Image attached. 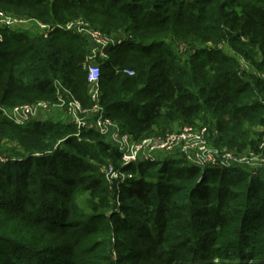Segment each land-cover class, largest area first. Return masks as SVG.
I'll return each mask as SVG.
<instances>
[{
  "label": "trees",
  "instance_id": "1",
  "mask_svg": "<svg viewBox=\"0 0 264 264\" xmlns=\"http://www.w3.org/2000/svg\"><path fill=\"white\" fill-rule=\"evenodd\" d=\"M120 1L106 4V0H101L97 4V0H0L24 8L35 7L36 15L51 25L64 24L77 14H95L101 16L99 22L116 23L133 36L138 33L135 36L141 40H149L144 36L173 26H180L183 31L201 28L211 34L205 24L212 17L207 7L213 5V0H123L118 7ZM229 1L220 3V11ZM222 15L258 48L264 59V9L238 1ZM2 33L0 105L10 108L15 102L28 99H54L55 82L88 104L83 63L91 44L84 35L58 28L46 37L41 32L31 34L8 28ZM153 42L137 47L130 41L106 50L116 54L107 56L101 65L100 100L106 114L135 140L147 137L154 128L161 127L159 130L163 131L170 123L195 125L194 120L200 119L202 113L226 114L224 134L219 133L218 125L208 126L218 131L213 145L221 147L218 140L223 137L230 145L238 144L242 119L252 120L249 113L254 107L240 106L239 90L233 88L224 69L226 58H201L196 52L182 60L163 43L152 46ZM125 68L131 69L133 75L124 74ZM0 115V133L16 134L22 142L29 138L43 140L49 154L60 152L62 157L82 158L81 161L92 156L90 143L84 138L77 140L72 124L41 129L43 124L35 128L30 126L31 121L16 125ZM81 135L96 139L97 146L112 153L119 163L118 151L99 134L84 131ZM63 137L56 147L57 140ZM22 145L25 150H32L25 143ZM67 150L71 155L66 154ZM0 155H5L1 143ZM33 158L36 162L32 166ZM177 158L161 155L155 162L128 166L133 178L121 186L118 207L110 215H102L98 222L95 220L99 211L109 209L110 202L104 177L92 164L84 163L72 173H59L68 167H58L60 162L56 161L50 167L39 156H26L29 162L23 166L19 165L21 159L2 162L0 217L6 221L0 224V244L16 247L2 264H87L72 252L64 253L67 259L58 261L55 254L59 253V246L49 242L53 235L74 234L71 228L75 226L79 230L78 242L83 238L94 241L107 230L125 237L118 240L122 248L139 242L141 254L130 258L147 264H215L217 255L228 260L220 264H246L248 260H252L250 264H264V194L258 193L264 190V181H260L264 173L252 175L239 165L218 169L185 162V168L175 169ZM12 166L16 169H10ZM42 166L47 168L43 170ZM79 189L98 198V203L92 205L91 217L75 224L68 206L73 205ZM223 244V251L219 250Z\"/></svg>",
  "mask_w": 264,
  "mask_h": 264
},
{
  "label": "rangeland",
  "instance_id": "2",
  "mask_svg": "<svg viewBox=\"0 0 264 264\" xmlns=\"http://www.w3.org/2000/svg\"><path fill=\"white\" fill-rule=\"evenodd\" d=\"M97 1V4H100L101 0ZM110 1L111 0H106V4ZM122 1L123 0L120 1L121 3L117 4L118 7L122 5ZM185 1L192 2L193 0ZM213 1V5L207 7L208 11L210 12L209 14L212 15V17L205 24L210 27L209 29L211 30V34H206L201 30V28L190 27L191 29L183 31L179 29L181 28L180 26H173L170 30L162 29V32L145 35L144 38L148 37L146 39L149 40H141L142 38H138L137 36H135L139 35L138 33H135V35L133 36L129 31H125L124 28L117 27L116 23H114V25H110L107 22L101 23L99 22L101 16H97L91 13H87L86 15L77 14L69 18V21L67 22L82 21L88 23L89 26L93 27L94 29H99L103 33H106L111 37H119L123 34H130L133 38L132 44L137 47H143L147 45L145 43L151 41H155L153 42L154 44L152 43V46L161 45L163 43V46L165 45V47L169 48L182 60H186L196 52H199V56L201 58H205L208 56H215L216 58L225 57L227 61H225L224 69L228 71V76L231 77L230 80L233 88L235 87L239 90L237 96L241 98L240 106H251L254 107V109L249 113V115L252 117V120L242 119V130L240 134L242 136H239L238 144H228L225 137L219 139L218 144L221 145V148H226L229 151L237 153H243L251 149L252 153L258 155L256 152L258 150V146L261 145L262 142H264V59L258 48L254 45H251L248 39L242 36L239 33V30L236 27L232 26L229 20L227 18H224L222 14H224V12L228 9L234 8L235 4L238 1L244 2L251 7L264 9V0H234V4L231 0L227 3L223 11H220L219 5L222 2L224 3L225 0ZM36 9L37 8L35 7L33 9H29L24 8L23 6L15 5L14 3L0 2V18L4 17L12 20L14 24H12V26L10 27V29L12 30H24L28 33L35 34L37 32H40L41 30L38 23L50 24L45 18H40L36 15ZM41 19H43L44 21ZM106 30H109V32H105ZM137 39H139L140 41H137ZM0 40V43L4 40V35L1 31ZM3 46L7 47L5 43ZM114 52L115 51L108 52L107 56L116 55ZM105 59L106 58L101 59L99 57H94L89 61L91 62V65H98L100 67L99 71H102V60ZM29 97L30 96H28V98ZM40 100L48 101L52 99L43 98ZM36 101L28 99L27 101L15 102L14 104H32ZM62 115H64V113L60 108L41 111L39 113L38 119L31 120L30 126L33 127L43 124L39 127H41V129H47L49 127L53 128L57 124L68 125L66 119L61 118ZM227 117L228 116L226 114L218 116V114L213 115L202 113L201 118L194 120V123L196 126H210L209 124L213 125L214 123L220 127L219 133H221L222 135L226 131L225 122L227 121ZM187 124H190V122L178 121L173 124L170 123L166 125L163 131L159 130L161 129V127L159 129L154 128L152 133L148 136L164 135V133L166 132L177 131ZM9 133L10 134L0 133V143L5 149V155H2V157L0 158V164L2 162L7 163V160L13 161L16 159H21L19 161V165L23 166L24 164L29 162L25 159L26 156H39V158H41V161L45 160L47 162V165L50 167L54 166L56 162H60L57 164L58 167L59 164L68 167L59 173H72L79 170L81 165H83L84 163H89L96 167L103 177L104 170L107 169L109 165L117 164V160L114 158V155L112 153H108L107 151L103 152L100 149L102 147L97 146V140L89 135H81V139L84 138L83 140L90 143V151L92 152L90 153L92 156H90V158L84 156L85 158H83V161H81L82 158L81 160H79L67 158L65 156L62 157L59 154L60 152H53L50 154L47 153V150H49V148L43 140H39L37 138H29L26 139V142H22L19 139V136H16V134H12L11 132ZM216 137L218 138V136ZM63 139L64 137L57 140L56 147L60 146V142ZM22 143H25L32 150H25ZM249 153L250 151H248V154ZM66 154L71 155V152L67 150ZM259 156L261 157V155ZM176 160L174 168H185V164L183 163L182 159L178 157ZM35 162L36 159L33 158L31 165L33 166ZM239 166H244L246 171L252 175L264 173V163H260L258 160H251L249 163L240 164ZM42 167L43 170L47 168L46 166ZM10 169L13 170L16 169V167L12 166ZM104 180L106 182L105 184H107L108 186L110 208L99 211L98 216L95 220L97 222L102 221V215H110V213L115 210L114 208L118 207L120 203L118 198L119 192H116L115 187L109 185L105 178ZM260 181H264V176L261 177ZM258 193H260V195H263L264 190L260 189ZM56 196L61 200V196L59 194H57ZM72 203L73 205L71 207L68 206L69 204L67 206L72 213L71 218L75 219L73 221H76V224L80 223L81 220L86 219L85 217H91L90 210L92 208V205L98 203V198L94 199L88 192H84L79 189ZM251 217L253 218V216ZM5 221L6 220L4 218L0 217V224L5 223ZM108 226L112 227L111 224H109ZM67 227L68 226H66L65 228L67 229ZM71 229H74V234L72 235L68 236L65 234H57L49 237L50 243L59 246V253L55 254V257L58 259V261L67 259L66 256H63L64 253L72 252L75 253V255L84 258L87 264H147L145 261L139 262L138 260L134 261L132 258H130L131 256L141 254L139 252L141 249L139 246V242L130 243L129 245H125L127 248H122L118 244V240L121 241V239H124L125 237L117 236L113 234L112 231L108 232V230L100 232L98 237L94 241H92V238H83L80 239L81 242H78L79 240L76 238L79 231L78 228L75 226ZM221 246H219L218 249L223 251V246L226 245L223 244ZM15 248L16 247L11 243L3 242L0 244V264L5 261L8 255H10ZM43 257L45 259H49V256ZM219 258L221 257L217 255V257L214 258L213 262L215 264H220V261L228 262V260H221ZM234 261H237L236 258L234 259ZM251 262L252 260H248L246 261V264H250Z\"/></svg>",
  "mask_w": 264,
  "mask_h": 264
},
{
  "label": "built area",
  "instance_id": "3",
  "mask_svg": "<svg viewBox=\"0 0 264 264\" xmlns=\"http://www.w3.org/2000/svg\"><path fill=\"white\" fill-rule=\"evenodd\" d=\"M13 22L7 18H0V31L10 29ZM14 25V24H13ZM40 32L46 37L54 28L63 31L84 35L91 43L90 52L83 66L86 68V93L88 104L84 105L69 89L61 83L55 82V96L52 100H40L32 104L15 105L5 108L0 105V113L16 125H24L27 122L38 119L41 111L60 108L68 124L76 128L75 136L81 139L80 133L93 131L114 147L119 153V163L109 165L104 170V178L109 185L115 187L116 192L121 186L133 178V173L128 166L137 163L155 162L161 155H175L183 162L201 168L212 167L225 169L235 165L247 164L251 160L264 163V142L258 146V155L251 149L243 153L229 151L213 145L218 131L208 126H196L187 124L177 131H170L164 135H151L141 139H133L132 136L121 129L118 122L108 116L100 100V71L98 65H91L90 59L107 57L106 50L109 47L121 46L132 41V35L123 34L119 37H111L99 29H94L88 23L71 21L64 24L38 23ZM1 41V40H0ZM88 64V65H87ZM127 75L133 74L131 69H123ZM261 155V157L259 156Z\"/></svg>",
  "mask_w": 264,
  "mask_h": 264
},
{
  "label": "crops",
  "instance_id": "4",
  "mask_svg": "<svg viewBox=\"0 0 264 264\" xmlns=\"http://www.w3.org/2000/svg\"><path fill=\"white\" fill-rule=\"evenodd\" d=\"M44 115H45V114H44ZM61 118H62V119H66V118L64 117V115H62Z\"/></svg>",
  "mask_w": 264,
  "mask_h": 264
}]
</instances>
